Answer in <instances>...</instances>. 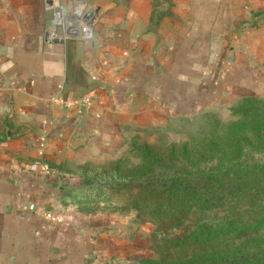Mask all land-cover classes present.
Listing matches in <instances>:
<instances>
[{
  "label": "crops",
  "instance_id": "1",
  "mask_svg": "<svg viewBox=\"0 0 264 264\" xmlns=\"http://www.w3.org/2000/svg\"><path fill=\"white\" fill-rule=\"evenodd\" d=\"M77 3L97 8L87 39L52 23ZM263 61L264 0H0V264H135L131 221L79 205L59 162L226 93L260 96ZM90 90L87 110L53 100ZM31 202L71 219L43 224Z\"/></svg>",
  "mask_w": 264,
  "mask_h": 264
},
{
  "label": "trees",
  "instance_id": "2",
  "mask_svg": "<svg viewBox=\"0 0 264 264\" xmlns=\"http://www.w3.org/2000/svg\"><path fill=\"white\" fill-rule=\"evenodd\" d=\"M230 111L236 120L218 130L208 125L195 140L162 150L142 143L133 167L115 161L78 169L82 182L93 175L138 188L132 207L152 217L162 245L158 259L137 264H264V162L242 152L264 147V98L242 96ZM92 192L81 183L75 200L95 209ZM212 210L221 214L207 217Z\"/></svg>",
  "mask_w": 264,
  "mask_h": 264
},
{
  "label": "rangeland",
  "instance_id": "3",
  "mask_svg": "<svg viewBox=\"0 0 264 264\" xmlns=\"http://www.w3.org/2000/svg\"><path fill=\"white\" fill-rule=\"evenodd\" d=\"M260 93V96H255L264 98V90H260ZM241 97V95L231 96L226 93L221 95L209 107L204 106L202 102L200 107L189 110V112H183L175 117L167 118L165 121L160 119L159 124L122 129L119 137L113 139L111 144L102 145L98 142L89 144L86 149L88 153L85 157L76 160L65 159L62 162L60 161L58 166L68 172V177L78 179H80L78 169L82 167L88 169L89 167L106 166L107 163L115 161H118L120 166L133 167L139 163L138 147L142 143L154 145L156 149L162 150L171 142L177 143L189 136H192L195 140L197 137L207 135L208 125L210 128L213 127V130H218L220 127L223 129L224 124L237 119L231 114L230 109ZM242 152L243 155H246L245 158L264 162V147L254 150L244 146ZM80 181L86 188H93L92 194L96 195L94 197L97 202L96 209L102 212L123 215L126 217V221L129 220L133 224L134 237L139 238V246L137 247L141 248V244L144 245V253L133 255V263L137 264V261L141 258L158 259L157 247L162 245L160 241L162 233L157 231L156 223L146 211L132 207L133 202H138V188L116 185L114 181L96 178L93 175L85 177L83 182L81 179ZM80 181L79 185L81 184ZM205 214L207 217L219 216L221 211H206ZM147 243L148 246H145Z\"/></svg>",
  "mask_w": 264,
  "mask_h": 264
},
{
  "label": "built area",
  "instance_id": "4",
  "mask_svg": "<svg viewBox=\"0 0 264 264\" xmlns=\"http://www.w3.org/2000/svg\"><path fill=\"white\" fill-rule=\"evenodd\" d=\"M82 4L77 3L72 11L70 16L64 17L61 16L58 12L53 13L52 23L55 26H60L67 32L66 36H76L80 35L82 38L87 39L91 37L92 34V23L93 17L82 19L83 8ZM66 18L70 19L69 22L66 21ZM95 97V91L90 90L81 95H68L66 97H55L53 100L61 106L66 108H80L87 110L92 104V100ZM44 172H48L47 167L41 166ZM25 209L35 214L43 224H68L71 215L66 210L61 209H48L41 205H37L33 202L28 203L25 206Z\"/></svg>",
  "mask_w": 264,
  "mask_h": 264
},
{
  "label": "water",
  "instance_id": "5",
  "mask_svg": "<svg viewBox=\"0 0 264 264\" xmlns=\"http://www.w3.org/2000/svg\"><path fill=\"white\" fill-rule=\"evenodd\" d=\"M97 10V8H93V10H87L83 13L82 19L85 21L86 19L92 18L93 17V13ZM53 35L52 32L46 30L44 31V39H49V37Z\"/></svg>",
  "mask_w": 264,
  "mask_h": 264
}]
</instances>
